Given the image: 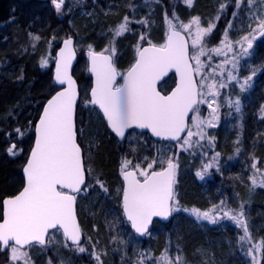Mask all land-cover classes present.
Here are the masks:
<instances>
[{
  "label": "trees",
  "instance_id": "1",
  "mask_svg": "<svg viewBox=\"0 0 264 264\" xmlns=\"http://www.w3.org/2000/svg\"><path fill=\"white\" fill-rule=\"evenodd\" d=\"M70 2L77 11L84 10L83 13L87 14L80 18L77 12H74L73 16L66 15L65 20H60L51 1L43 3L35 0H0V205L4 197L15 195L23 187L21 170L32 145L37 117L49 95L57 89L52 81V73L54 52L61 41L71 34L82 44L83 41H91V49L103 51L105 47H110L112 52L110 53L114 56L119 69L128 68L135 59L136 51L129 48L131 42L137 39L134 34L113 37L111 41L113 45H106L107 38L104 33L109 22L118 14L132 17V14H137L138 11L133 10V7L140 9L138 6L143 2L139 3L136 0H76V2L70 0ZM212 2L214 0H194L193 8L197 10L210 6ZM130 5L133 7L130 8ZM138 12L140 14V11ZM160 15L154 19L144 14L142 17L146 23L138 26L141 31H150L151 43L162 42L163 25L159 19ZM71 20L75 29L68 26ZM262 44L263 46L255 49L254 55L260 54L263 58L264 42ZM42 61H45L43 67ZM248 66L246 64L245 67ZM80 71L77 72L75 69L74 74L82 89L81 76L86 75L87 81L89 79L86 64ZM243 72L249 73L245 68ZM263 75H256L254 82H250L251 88L238 96L241 100L239 114L246 117L239 125L241 131L238 129L237 139L234 138L236 129H228L231 125L229 120L234 122L232 119L238 115L232 116L237 112L235 109H228L226 99L221 102L220 113L223 117L220 128L223 133L216 132L217 138L213 140L215 143L211 148L220 156L217 172L205 175L201 180L196 176V172L199 171L196 156L189 154L185 160L179 155L173 206L180 211L173 212V219L167 224L155 222L151 233L144 239H140L131 231L121 212L120 166L124 159L153 162L154 153L160 151V146L162 148L172 146L154 143L145 135L147 145H137V155H130L129 150H122L120 144L94 115L86 120L83 118L81 97L76 123L79 131L84 125L83 120L88 125L84 142L90 157L85 155V163L94 173L99 190L102 191L98 181L108 190L102 191L104 195L98 202L93 203L92 200L88 202L85 206L86 217L82 216L81 211L86 199L79 200L80 195L77 199L81 228L84 235L90 236L91 242H88V245L92 248L90 260H86L85 264H141V259L147 257L154 260L160 258L165 249L172 264H252L251 257L245 255L247 249L238 243L240 230L234 229L235 226L230 224L228 226L230 231L225 232L217 228L223 226L222 222L210 224L204 220L197 221L191 210L196 208L200 211H209L222 200L231 208L228 197L239 192L244 193L255 206H259L262 215L264 214V188L252 186V178L257 181L264 163L262 118L264 116L263 112L257 110L259 102H264ZM240 76V81H243L244 73ZM234 91L235 89L231 88L230 92ZM18 128L22 134L17 133ZM80 143L83 146L81 140ZM12 144L22 152L20 156L9 155L7 148ZM235 153L237 157L234 156ZM91 155L95 164L92 163ZM177 155L173 154L171 158L176 159ZM253 162H256L259 171L251 167ZM162 167L163 163H160L154 165L152 170ZM90 175L88 173L87 185L91 180ZM259 183L260 181H257V184ZM245 203V206H248V201ZM262 223L264 224V220ZM256 234L264 240L263 231ZM150 235H154L153 240ZM84 239L86 242V238ZM39 249L43 250L40 247ZM202 250L209 253L210 263L200 255ZM93 252L100 256L99 261L94 258ZM8 253L9 250L5 254L0 253V264L9 263V259L6 258ZM177 256L180 257L179 261ZM256 256L259 264H264V249L257 251ZM56 262L54 260L51 263Z\"/></svg>",
  "mask_w": 264,
  "mask_h": 264
},
{
  "label": "snow or ice",
  "instance_id": "2",
  "mask_svg": "<svg viewBox=\"0 0 264 264\" xmlns=\"http://www.w3.org/2000/svg\"><path fill=\"white\" fill-rule=\"evenodd\" d=\"M242 2L243 0H235L236 9L241 8ZM255 2L256 0H248V7L251 8ZM184 3L190 7L193 0H184ZM51 4L56 13L60 14L65 0H51ZM261 4L264 5V0H261ZM224 7L225 5L221 4V10ZM232 14L235 16L236 12L233 11ZM198 21L199 18H193V23L197 27L194 36L190 37L191 52L181 33L169 21L170 34L165 43L156 46L149 42V47L138 49L135 63L123 76V84L120 85L116 84L119 73L113 66L111 55L89 50V71L95 80L91 88V99L86 103L99 108L108 128L116 137L124 139L134 134L135 130H148L153 137L176 141V146L183 151H188L194 145L203 148L204 145L200 141L209 136L207 129L216 127L219 120L221 105L217 98L221 96L220 89L227 88L233 81L239 84L242 93L252 86L250 82L256 72L253 71L244 78L243 83H239L238 72L240 61L252 55L250 50L254 47L253 41L258 36L264 37V10L255 15V27L249 24L251 33L255 34H250V38L249 35L243 37L246 47L240 44L239 51L233 52L230 41L227 39L221 41L223 48L233 52V55L215 66L206 65L201 59L208 57L211 60V55L221 54V48H209L204 40V37L211 33L213 25L204 28ZM138 22L146 23L144 20ZM129 23V17L125 16L123 22L118 25L115 35L120 36L130 31ZM183 27L187 31L190 26L185 24ZM224 35L227 37V32ZM71 45V38L66 39L56 60L54 81L58 85L66 84L67 87L57 91L48 100L35 124L34 146L23 167L25 181L23 189L15 196L3 199L0 205L2 210L0 251L9 250L12 264H16L17 261L31 264L26 246L27 249L35 245L46 246L50 242L46 239L50 235L49 229H62L64 237L77 245L79 252H85L84 247H79L80 229L73 214L76 196L62 191L63 189H69L72 193L87 191L82 151L76 142L74 130L73 112L77 94L75 82L68 73L72 56ZM225 55L227 56L226 53ZM190 61H194V65ZM225 65H230V68H226ZM41 66H45V61L41 62ZM205 67H210V71L206 73ZM170 69H175L179 81L170 95H162L157 90V82L166 76ZM196 76L200 77L199 81L194 78ZM217 76L220 77L219 80L216 79ZM227 103L230 108L234 107L237 113L240 112L239 97L234 101L229 98ZM203 105L209 109L207 116L202 114ZM261 112H264V107L261 108ZM190 113L189 124L187 118ZM16 131L22 134L19 128ZM185 132L186 136H182ZM193 137L199 139L194 141ZM212 140L214 137L209 138V143ZM7 152L16 156V145H10ZM201 154L207 155L205 152ZM218 156L219 153H216L211 161L203 163V171H197L196 176L203 180L210 168H218ZM155 162L154 160L153 163H149L147 168L152 169ZM128 163L125 162V168ZM251 167L257 169L256 162H253ZM176 169L177 164L171 157H167L166 167L159 171L153 170L150 175L147 170H140L137 166L139 175L143 177L142 181L133 171H122L123 215L140 236L149 231L154 217L168 220L173 212L180 211L173 206ZM98 183L102 191H108L103 183L99 181ZM252 186L264 188V181L257 184L256 179L252 178ZM216 209H219V212L213 215ZM191 212L197 221L204 220L216 224L218 220L226 218L237 228H242L243 234L239 236L238 243L251 244L245 255L251 257L252 264H259L256 252L264 249V240L252 243L243 204L239 209H231L222 200L209 211L193 208ZM93 255L96 260H100L98 254L93 252ZM179 260L180 257L177 256V261ZM141 264H144L143 259ZM156 264H172L167 249L157 259Z\"/></svg>",
  "mask_w": 264,
  "mask_h": 264
},
{
  "label": "rangeland",
  "instance_id": "3",
  "mask_svg": "<svg viewBox=\"0 0 264 264\" xmlns=\"http://www.w3.org/2000/svg\"><path fill=\"white\" fill-rule=\"evenodd\" d=\"M137 2L141 3L143 2L141 5L138 6V8L140 9H136V6H132L130 5V8L133 7V10H138L137 14H132V17L129 16V21L130 23L128 24V27L131 29L130 31L125 32L124 34H129L132 35L134 34L135 37H137V39H135L133 42H131V44L129 45V48L132 51H137V49L145 44L148 43L150 41L151 37V33L150 31L148 32V30L146 31H141L138 26L139 25H144L145 23H139L138 21L141 20H145L142 16L144 14L150 15L152 18L154 17L157 18L160 15V18L162 20V42L159 44H163L167 35V30L169 28V21H171L174 25L175 28L182 30L184 33H186L189 41H190V52L192 50V41L190 39L191 36H194L195 30L197 25L195 23H193V18H199V25L207 28L209 25H213L212 31L210 34L206 35L204 37L205 42L207 43V46L209 48H213V47H219L222 49L221 54L219 56L216 55H211V60L208 59V57H201V59L205 62L206 65H211V66H215L216 64L220 63L221 61H223L225 58H231V56L233 55V52L239 51L240 48V44H243L244 47L247 46L246 42L243 40V37L246 35H249L250 38V34H255V33H251V28L249 27V24L252 25V27H255L256 22H255V15H259L261 13L262 10H264V5L261 4V0H256V2L252 5L251 8L248 7V0H243L242 4H241V8L240 9H236L235 6V0H214V1H218L215 10H214V6L212 7V14L209 17H204V15H201V12L199 9H195L193 8V4L189 7L188 5H186L184 3V0H136ZM194 2V0H193ZM221 4H224L225 7L223 8V10H221ZM158 8V9H157ZM132 10V11H133ZM233 11L236 12V15L233 16ZM74 12L78 14V16L80 18H82L83 16H85L87 13H83L84 10H80L77 11L76 7H72V4L70 2V0H65V4L63 5V10L60 14H57L58 17L60 18V20H65L66 15H71L73 16ZM82 13V14H81ZM186 13V14H185ZM175 14V15H174ZM255 14V15H253ZM166 15H167V19H166ZM123 16L122 14H118L114 19V25H107L106 31L104 33L105 37L107 38L106 41V45H113L111 43L113 37L116 38L118 36L115 35V31L118 27V25L123 22ZM152 18H150L152 20ZM159 19L157 21H159ZM231 21V26H229V22ZM68 26L71 29H75L74 22H72V20L70 22H68ZM189 25V29L186 31L183 27V25ZM69 31H67L68 33ZM225 32H227V37H225ZM122 34V35H124ZM72 36L71 34H68L66 37ZM144 37V39L142 40L141 37ZM75 39V38H74ZM227 39L228 41L231 42L232 44V48H233V52H228L226 48H223V45L221 44V41ZM240 42V43H237ZM257 41H253L254 47L253 49H251L250 51L252 52V55L246 59H243L240 61V66H239V72H238V80L239 83H243V81H240L241 79V74L244 73V76L246 78L247 74H252L253 71L256 72V75L262 76L264 74V57L262 58V56L260 54L254 55L255 53V49L258 47L263 46V44L261 43H256ZM75 46H76V51L78 52V61L79 63H77L76 65V71L79 72L85 65V61H86V47H83L81 44H78L75 42ZM92 48V47H91ZM92 50H96L95 48H93ZM107 50V51H106ZM104 52H111V48L110 47H105V50H103ZM112 53V52H111ZM225 53L227 54V56L225 55ZM121 57H123V55H121ZM82 59V61H81ZM194 63V61H193ZM247 65H249L248 67H245ZM226 68H230V65H225ZM245 68V70L249 71V73H245L243 72V69ZM126 71L125 68L120 69L118 72L120 74V76H122L124 74V72ZM204 71L207 73L210 71V67H205ZM81 72V71H80ZM225 75V79L227 76V73L224 74ZM256 75L254 76L253 80L251 81L252 83L254 82V79L256 77ZM200 77L198 76V81H199ZM217 80L220 79L219 76L216 77ZM263 79V78H262ZM81 82L83 83L82 85V107L81 110L83 112L82 116L83 118L86 120L89 117H92L94 114L93 112L89 109L88 106H90V104L86 103L87 99V93L89 91V79L87 81V77L86 75H82L81 76ZM166 85H164L163 90L166 89ZM232 89H235L234 92H230ZM251 88V87H250ZM249 88V89H250ZM237 89V92H236ZM221 92V96L218 97L217 99L220 102L222 100H227L228 97H230L233 101L239 96V94L241 95L242 92L239 88V84L236 81L231 82V84H229V86L225 89H220ZM230 92V93H229ZM235 93V94H234ZM225 94V95H224ZM223 95V96H222ZM263 101V100H262ZM262 107H264V102H259ZM215 106V105H214ZM228 109H234L230 108L229 106H227ZM260 108V107H259ZM260 108V111H261ZM201 110H202V114L204 116H207L209 114V109L207 108V106H201ZM219 120L217 121V126L213 127V128H208L207 132L209 134L208 137H206L203 141H200L201 144L204 145L203 148H201L199 145H194L193 148H190L188 151H183L180 148H178L177 146L171 147V148H162L160 146V151L159 152H155L154 153V160L156 161L154 163V165L160 164L161 161H165L163 163V166L166 164V159L167 157H172L173 154L174 156L176 154L177 158L173 159L175 161V163L177 164V159L179 157V155L184 159L187 158V156L189 154L196 156L197 158V164H198V169L199 171H203V163L209 162L211 161L212 157L216 154L215 151L211 150L212 147H214V143L213 140L211 143H209V138L210 137H214L217 138L216 136V132L217 131H221V134L223 133L222 129L220 128V123H221V117H223L220 113V108H219ZM264 115V112L262 113ZM98 118V117H97ZM243 116L238 115L235 116L232 120H234V122H231V125H229V130H235L236 129V133L234 134V138L237 139L239 136L238 131L241 129L240 128V124L241 121L243 120ZM259 118V117H258ZM226 120V118H224ZM100 120V119H98ZM191 122V119H190ZM83 126L81 127V130L79 131V139L81 140L83 147H87L85 141V136H86V132H87V126L86 125V121L83 120ZM239 129V130H238ZM193 131H195V129H193ZM241 131V130H240ZM226 136V133L224 134ZM199 137H193V140H198ZM116 141L118 142V140L116 139ZM119 143V142H118ZM120 147L122 148V150L126 151L129 150V154L130 155H137V145H147V139L145 138V136H143L142 134H133V135H129L126 139V141H124L123 143H119ZM84 149L85 155L90 157L86 150H88V148ZM17 151V155L16 156H20L22 152H20L19 149H16ZM205 152L207 153V155H202L201 153ZM91 159H92V163L95 164V161L93 160V156L91 155ZM220 160V156L217 157V163ZM129 162L127 167L125 168V162ZM137 162L132 161L131 159H124L121 163L120 166V172H121V177H122V171L126 170V169H134L139 178L143 179L142 176L139 175V170H137V166H139L140 170H147V172L149 173L150 170L152 169H148L147 165L149 163H153L151 160H136ZM218 168H210L208 170V173L206 175H211L212 172H217ZM88 173H90V182L87 185V191H82V193L79 196V200H84L86 199V201L83 203L82 207H81V211H82V216L86 217L87 215V208L85 207L88 202H90L91 200L93 201V203L98 202V199H101L102 196L104 195L103 192L99 191L98 187H97V181L95 178L94 173L91 171V169L88 167L87 168ZM260 176L257 179V181H264V163L262 164L261 168H260ZM174 204V202H173ZM244 205V204H243ZM224 207V206H222ZM231 209H236V208H231ZM239 209V208H238ZM216 212H219V209H216L215 211H213V215L216 214ZM220 215L222 216V212H220ZM117 217V215H116ZM245 218L249 227V231L251 234V241L252 243H260L259 241H257V234L255 233V231H257V225L250 219L251 217H248L247 214H245ZM217 222H224L227 225L233 224L234 223L228 219H221L218 220ZM117 222L115 223V226H117ZM235 226V225H234ZM234 229H238L240 230L241 234H243V230L242 228H237L235 226ZM259 230V229H258ZM54 234V235H53ZM151 238V240H153L154 235H150L149 236ZM84 238H86V242L83 241V243L81 245H79V247H84L85 248V252L81 253L78 251V247H72L70 245L67 244V242L65 241V239L63 238V235L60 231H55L54 233H51L49 236V243L48 245L43 248V250L39 249V247L37 246H32L30 249H27L29 251V256L31 259V264H50V262L52 261H57L55 264H85L86 260H90V254L92 253V248L89 247L88 242L90 241V236H88L87 234L84 235ZM85 240V239H84ZM67 245V246H65ZM244 248H249L251 247V244H244ZM48 251V253H47ZM6 253V252H5ZM3 253V254H5ZM49 254V256H48ZM50 254H52V256L50 257ZM200 255L208 262H211V258L208 252L205 251H201ZM7 259H9L10 256V252L8 253V255H6ZM9 263L8 264H12V261L9 259L8 260ZM92 261V260H91ZM90 261V262H91ZM157 259H153L151 257H147L144 258V264H156ZM16 264H22V261H17ZM53 264V263H51ZM95 264V263H92Z\"/></svg>",
  "mask_w": 264,
  "mask_h": 264
},
{
  "label": "water",
  "instance_id": "4",
  "mask_svg": "<svg viewBox=\"0 0 264 264\" xmlns=\"http://www.w3.org/2000/svg\"><path fill=\"white\" fill-rule=\"evenodd\" d=\"M38 1H48V0H38ZM177 31H179V30H177ZM180 33H181V36L184 38V40H185V42L187 43V45H188V48H189V43H188V39H187V37H186V35L183 33V32H181V31H179ZM170 34V32L168 31V35ZM167 35V36H168ZM257 38H264V37H257ZM69 39V38H68ZM167 39V38H166ZM71 40H72V45H71V47H70V51H71V54H72V56H71V63H70V66H69V68H68V73H69V75L71 76V78H72V80L75 82V89H76V94H77V100H76V104H75V106H74V112H73V119H74V130H75V134H76V142H77V144L79 145V142H78V136H77V128H76V111H77V107H78V104H79V100H80V91H79V85H78V83H77V81H76V79L74 78V76H73V70H74V67H75V64H76V53H75V49H74V39L73 38H71ZM65 41V40H64ZM64 41L61 43V45H60V47L57 49V51H56V53H55V61H54V67H53V77H52V80H53V82H54V84L59 88L58 90H56L55 92H53L49 97H48V99L46 100V102L43 104V106L41 107V110H40V113H39V115H38V118H37V121H38V119H39V116H40V114L42 113V111H43V107L47 104V102H48V100L49 99H51V97L52 96H54L55 94H56V92L57 91H60V90H63L64 88H66L67 87V85L65 84V85H58V84H56L55 83V81H54V76H55V69H56V60L58 59V57H59V52H60V50L64 47ZM150 45H144L143 47H141V49L142 48H145V47H149ZM89 52V51H88ZM88 52H87V66H88V73L91 75V78H92V83H91V88L94 86V80H95V78H94V76L92 75V73L89 71V59H88ZM96 53H100V52H96ZM104 54H106V55H110V54H108V53H104ZM112 57V56H111ZM112 61H113V58H112ZM135 63V62H134ZM133 63V64H134ZM190 63H192L191 61H190ZM113 66H114V63H113ZM132 67V66H131ZM130 67V68H131ZM129 68V69H130ZM129 71V70H128ZM127 71V72H128ZM127 72H126V74H127ZM125 74V75H126ZM170 75H174V77H175V84H174V86H173V88L168 92V93H166V94H164V93H162L160 90H159V86H160V84H162ZM195 78V77H194ZM196 79V78H195ZM117 81H118V75H117V77H116V83H117ZM178 81H179V77L177 76V74H176V72H175V69H170L169 70V72H168V74L166 75V76H164L160 81H158L157 82V90L158 91H160V93L162 94V95H170L171 94V92L175 89V87H176V84L178 83ZM91 88H90V90H89V97H90V99H91ZM93 106V105H92ZM94 108H96V109H98L99 110V108L98 107H96V106H93ZM100 111V110H99ZM101 112V111H100ZM101 114H102V112H101ZM103 115V114H102ZM190 117H191V113L189 114V117L187 118V122H189V119H190ZM105 120V119H104ZM36 121V122H37ZM105 122H106V124H107V121L105 120ZM36 124V123H35ZM110 130V129H109ZM111 131V130H110ZM140 131H142V132H146V133H148V135L150 136V138L153 140V141H155V142H163V141H165V140H161V139H159V138H157V137H153L152 135H151V133H150V131H148V130H140ZM186 133V132H185ZM185 133H183L182 134V136H184L185 135ZM113 135L115 136V134L113 133ZM116 137V136H115ZM120 142H123L124 140H125V138L124 139H121V138H119V137H116ZM34 142H35V126H34V135H33V143H32V146H31V149H32V147L34 146ZM165 142H168V143H170V144H175L176 143V141H165ZM80 146V145H79ZM81 147V146H80ZM31 149H30V151H29V154H28V156H27V159H28V157H29V155H30V152H31ZM81 151H82V148H81ZM27 159H26V162H27ZM26 162H25V164H26ZM82 162H83V168H84V159H83V152H82ZM174 162V161H173ZM25 164H24V166H25ZM23 166V167H24ZM23 167H22V170H21V173H22V176H23V179H24V173H23ZM166 167V166H165ZM127 171H133L135 174H136V172L134 171V170H127ZM155 171H159V170H155ZM84 172H85V168H84ZM151 174V172L149 173V175ZM136 176H137V174H136ZM142 181V180H141ZM25 182V181H24ZM85 183H86V172H85ZM122 183H124V181H123V177H122ZM83 187V186H82ZM23 189V188H22ZM22 189L20 190V191H22ZM19 191V192H20ZM62 191H64V192H66V193H68V194H71V195H74L75 196V194L76 193H72V192H70V190L69 189H63ZM18 192V193H19ZM17 193V194H18ZM16 195V194H15ZM15 195H13V196H15ZM13 196H9V197H13ZM6 198H8V197H6ZM5 199V198H4ZM73 214H74V217H75V221H76V224L78 225V227H79V229H80V225H79V220H78V216H77V211H76V200L74 201V204H73ZM172 219V215L169 217V219L168 220H163V219H161V218H159V217H154L153 218V221H152V223H151V225H150V227H149V231L147 232V233H149L150 232V230H151V227H152V224H153V222L155 221V220H159L160 222H162V223H169L170 222V220ZM0 222H2V219H1V221ZM130 223V222H129ZM130 228H131V225H130ZM132 229V228H131ZM52 230H57V229H49V233H50V231H52ZM133 231H134V229H132ZM60 231L62 232V234H63V230L62 229H60ZM135 232V231H134ZM146 233V234H147ZM135 234H137L136 232H135ZM146 234L144 235V236H140L139 234H137L139 237H141V238H145V236H146ZM64 236V235H63ZM65 238V237H64ZM46 239H47V237H46ZM65 240L69 243V244H71V245H75V244H73L70 240H67L66 238H65ZM83 241V234H82V232H81V229H80V239H79V244L81 243ZM27 247V246H26ZM6 251V250H5ZM5 251H1V252H5Z\"/></svg>",
  "mask_w": 264,
  "mask_h": 264
},
{
  "label": "bare ground",
  "instance_id": "5",
  "mask_svg": "<svg viewBox=\"0 0 264 264\" xmlns=\"http://www.w3.org/2000/svg\"><path fill=\"white\" fill-rule=\"evenodd\" d=\"M35 1H38V0H35ZM74 2H76V0H74ZM217 3H218V1H214V2L211 3L210 6H204V7L200 8L199 10L201 12V15H204V17H209L212 14V11H213L212 7L214 6L213 8L215 10V7H216ZM109 23L110 24H108V25H114V22L112 20ZM75 42L78 43V44H81L83 47H85V46L89 47V48H87L88 51L92 50L90 48L91 41H83L84 44H82V42L78 41V39H77V40H75ZM229 98L230 97H228L227 101L229 100ZM260 108H261V106H260ZM260 108L258 107L257 110L260 111ZM235 115H240V114L239 113H235L232 117H234ZM243 117H246V116L243 115ZM234 156L237 157L236 153L234 154ZM184 159L186 160V158H184ZM228 198H229V202H230L229 205L231 206V208L233 207V208L238 209V208H240L241 204H244V207H246V208H244V213L247 214L248 217H251L250 219L257 225V231H255V233H261L262 231L264 232V224L262 223L263 220H264V214L262 215L261 209H260L259 206H257V205L255 206V204L251 200L247 199L248 197L246 198V195L244 193L241 194L239 192H235L232 195H230ZM120 201H121L120 202V208H121V212H122V215H123V211H122V191L120 193ZM245 201H248V206H245L246 205ZM123 217H124V215H123ZM222 224H223V226H219L217 228H221L225 232H229L230 231V229L228 227L229 225H227L224 222ZM261 229H262V231H261ZM256 240L261 242L262 238L261 237H257ZM7 251L8 250H6V252Z\"/></svg>",
  "mask_w": 264,
  "mask_h": 264
},
{
  "label": "flooded vegetation",
  "instance_id": "6",
  "mask_svg": "<svg viewBox=\"0 0 264 264\" xmlns=\"http://www.w3.org/2000/svg\"><path fill=\"white\" fill-rule=\"evenodd\" d=\"M170 80H171V81L173 80V83H174V78H173V77H172ZM172 86H173V85L168 86L166 90H167V91L170 90V89L172 88Z\"/></svg>",
  "mask_w": 264,
  "mask_h": 264
}]
</instances>
